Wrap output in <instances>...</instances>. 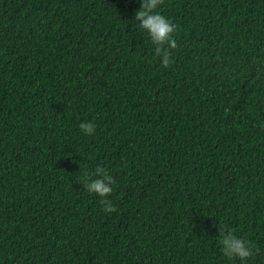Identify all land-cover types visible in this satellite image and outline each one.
<instances>
[{
  "label": "trees",
  "instance_id": "obj_1",
  "mask_svg": "<svg viewBox=\"0 0 264 264\" xmlns=\"http://www.w3.org/2000/svg\"><path fill=\"white\" fill-rule=\"evenodd\" d=\"M141 3L0 0V264H264V0H163L167 68Z\"/></svg>",
  "mask_w": 264,
  "mask_h": 264
},
{
  "label": "clouds",
  "instance_id": "obj_2",
  "mask_svg": "<svg viewBox=\"0 0 264 264\" xmlns=\"http://www.w3.org/2000/svg\"><path fill=\"white\" fill-rule=\"evenodd\" d=\"M163 0H142L140 9L136 12V20L140 22L139 27L149 37L153 45L155 56L159 58L162 67L167 68L172 59V49L177 47L174 33L177 26L158 11ZM166 45V47H165ZM80 131L85 136H92L96 127L91 121L79 124ZM85 190L100 198L103 210L112 213L116 209L107 199L114 191L112 177L103 168H97L91 174L82 177ZM221 251L228 259H238L241 264H247L252 256V248L243 239L237 238L229 232L219 239Z\"/></svg>",
  "mask_w": 264,
  "mask_h": 264
}]
</instances>
